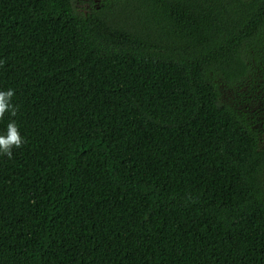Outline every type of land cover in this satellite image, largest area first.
<instances>
[{"label": "trees", "instance_id": "16d2710c", "mask_svg": "<svg viewBox=\"0 0 264 264\" xmlns=\"http://www.w3.org/2000/svg\"><path fill=\"white\" fill-rule=\"evenodd\" d=\"M0 0V264H264V0Z\"/></svg>", "mask_w": 264, "mask_h": 264}, {"label": "clouds", "instance_id": "9594fccd", "mask_svg": "<svg viewBox=\"0 0 264 264\" xmlns=\"http://www.w3.org/2000/svg\"><path fill=\"white\" fill-rule=\"evenodd\" d=\"M14 90L9 88L0 90V120L7 115L15 116L17 107L13 103ZM25 143L15 120H10L3 131H0V155L11 159L13 152L20 149Z\"/></svg>", "mask_w": 264, "mask_h": 264}, {"label": "rangeland", "instance_id": "374dc122", "mask_svg": "<svg viewBox=\"0 0 264 264\" xmlns=\"http://www.w3.org/2000/svg\"><path fill=\"white\" fill-rule=\"evenodd\" d=\"M74 5L76 10L80 11L82 9V3L79 0H74Z\"/></svg>", "mask_w": 264, "mask_h": 264}]
</instances>
